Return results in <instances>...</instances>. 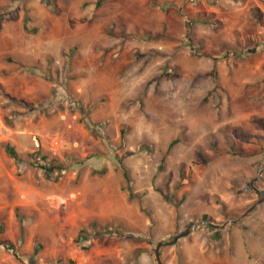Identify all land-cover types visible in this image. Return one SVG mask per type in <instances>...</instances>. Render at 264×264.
Segmentation results:
<instances>
[{
    "label": "rangeland",
    "instance_id": "1",
    "mask_svg": "<svg viewBox=\"0 0 264 264\" xmlns=\"http://www.w3.org/2000/svg\"><path fill=\"white\" fill-rule=\"evenodd\" d=\"M50 1L0 0V264H158L190 227L162 264H264V200L234 222L264 198V0Z\"/></svg>",
    "mask_w": 264,
    "mask_h": 264
},
{
    "label": "trees",
    "instance_id": "2",
    "mask_svg": "<svg viewBox=\"0 0 264 264\" xmlns=\"http://www.w3.org/2000/svg\"><path fill=\"white\" fill-rule=\"evenodd\" d=\"M47 5L53 7V4L50 0H43ZM102 0H98L96 2V6H99L100 3H101ZM23 28L26 30V24L24 23L23 24ZM252 52V51H251ZM175 144V141H172L168 148L170 149L173 145ZM5 151L7 153V155L12 158V159H17V155H16V152L14 150V148L12 146H10L9 144H6L5 145ZM37 154H34V155H31L30 156V164L34 167H37V168H40L41 170H43V172L45 173L46 176H49L54 170H61L58 166L56 167H53V166H48L46 164H42V163H38V162H34L32 161V159L34 158H37L36 157ZM163 162H164V158L161 160L158 168H157V172H161L163 170ZM120 165V168H121V171H122V175H123V178L125 180L126 183H129V177H128V173L126 171V169L124 168V166L121 164V162L119 161L118 163ZM251 187V186H249ZM127 192H128V197L129 199H132L134 197V193L132 192L131 188L130 187H127ZM203 220H206L208 222H211L210 218L207 216V215H203L202 216ZM209 230L213 231L214 232V238L215 240H219L220 239V234H221V230L217 227H215L214 225H208L207 227ZM84 232V229L80 230V233H83ZM0 246H3L7 249H11L13 250L14 249V245L11 244V243H7V242H0Z\"/></svg>",
    "mask_w": 264,
    "mask_h": 264
},
{
    "label": "water",
    "instance_id": "3",
    "mask_svg": "<svg viewBox=\"0 0 264 264\" xmlns=\"http://www.w3.org/2000/svg\"><path fill=\"white\" fill-rule=\"evenodd\" d=\"M264 161V159H263ZM264 200V198H261L259 199L256 203H254L248 210H246L237 220H235L234 222H238L239 220H241L242 218L246 217L250 212L253 211V209L258 206L262 201ZM205 223L207 225H213L211 224L210 222L208 221H205ZM215 227L217 228H223V226H217V225H214ZM191 230H193V228H188L187 230H185L184 232L176 235L173 240L171 242H159L157 243L156 247H155V251H154V255H155V259L157 261L158 264H162L161 261H160V255H159V250L161 247L163 246H172L174 245L179 239L181 238H184L186 237L190 232Z\"/></svg>",
    "mask_w": 264,
    "mask_h": 264
}]
</instances>
